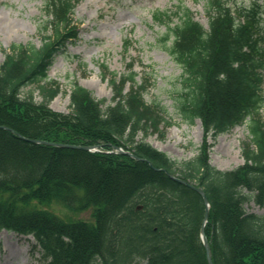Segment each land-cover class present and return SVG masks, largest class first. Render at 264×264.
<instances>
[{
    "label": "trees",
    "instance_id": "obj_1",
    "mask_svg": "<svg viewBox=\"0 0 264 264\" xmlns=\"http://www.w3.org/2000/svg\"><path fill=\"white\" fill-rule=\"evenodd\" d=\"M80 1L44 0L41 46L13 43L3 51L0 125L8 129H0V231L32 235L48 264H209L203 198L151 162L204 189L214 264H264V212L245 207L254 201L264 209L262 6L205 0L207 28L184 5L154 11L153 21L166 28L163 48L182 70L171 105L145 100L152 83L138 79L133 61L120 75L102 63L111 103L76 82L63 113L50 106L61 86L47 80L48 71L78 36L73 13ZM170 107L187 123H202L203 142L190 159H173L145 141L166 135ZM244 124V162L213 166L209 138ZM10 129L49 142L101 145L102 152L33 144ZM114 145L145 161L110 153ZM83 213L89 217L79 218Z\"/></svg>",
    "mask_w": 264,
    "mask_h": 264
},
{
    "label": "rangeland",
    "instance_id": "obj_2",
    "mask_svg": "<svg viewBox=\"0 0 264 264\" xmlns=\"http://www.w3.org/2000/svg\"><path fill=\"white\" fill-rule=\"evenodd\" d=\"M242 5L264 0H238ZM44 0H0V60L4 50L13 43L42 44L39 26L45 19ZM189 7L195 18L207 26L205 0H82L73 18L79 27L78 37L69 41L54 57L48 72V81H57L61 92L52 101L53 109L67 113L70 110V91L75 82L88 84L95 97L111 102L113 91L102 77L105 63L110 72L118 75L126 71V64L134 62L139 78L146 76L152 83L145 93L147 102L163 100L171 105V88L180 76L181 68L164 50L161 37L165 27L155 23L154 11H175ZM129 41L125 51L124 42ZM85 86V85H84ZM29 89V88H28ZM169 119L173 125L160 138L151 134L145 141L176 160H186L199 152L203 129L199 120L193 124L184 121L170 107ZM249 136L248 127L237 126L229 132L211 137V163L220 169H232L243 163L241 143ZM248 212L263 213L254 201L245 205ZM58 213L64 211L56 205ZM63 215V214H62ZM81 214L79 218H88ZM32 236L0 232V264H48Z\"/></svg>",
    "mask_w": 264,
    "mask_h": 264
},
{
    "label": "water",
    "instance_id": "obj_3",
    "mask_svg": "<svg viewBox=\"0 0 264 264\" xmlns=\"http://www.w3.org/2000/svg\"><path fill=\"white\" fill-rule=\"evenodd\" d=\"M0 128H6V127L0 126ZM22 138L25 139L28 142H32V143H35V144H46V145L56 146V147H60V148L82 149V150H86V151H93L95 149V147H92V146L58 144V143H50V142L40 141V140H36V139H27V138H24V137H22ZM115 153L125 154V155H128V156L136 159V160H141L133 152L124 150L123 148L118 147V146L115 147ZM150 166L153 169H155V170L164 171L170 178H172L173 180H175V181H177L179 183H182V184L194 189L197 193H199L203 197L204 203L206 205V210H205V216H204V223H203V227H202V230H201L202 239H203V243H204V246H205V249H206L208 263L209 264H214L213 259H212V251H211V247H210V242L207 239L206 234H205V225L209 221V199H208L205 191L202 188H200V187H197V186H195L193 184L188 183L187 181H184V180H181V179L177 178L176 176H174L170 172L166 171L165 169L155 168L151 163H150Z\"/></svg>",
    "mask_w": 264,
    "mask_h": 264
},
{
    "label": "bare ground",
    "instance_id": "obj_4",
    "mask_svg": "<svg viewBox=\"0 0 264 264\" xmlns=\"http://www.w3.org/2000/svg\"><path fill=\"white\" fill-rule=\"evenodd\" d=\"M85 86H87V87H90L88 84H84Z\"/></svg>",
    "mask_w": 264,
    "mask_h": 264
}]
</instances>
